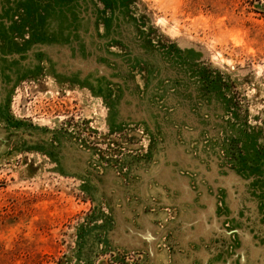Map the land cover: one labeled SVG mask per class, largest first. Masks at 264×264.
<instances>
[{
	"label": "rangeland",
	"instance_id": "1",
	"mask_svg": "<svg viewBox=\"0 0 264 264\" xmlns=\"http://www.w3.org/2000/svg\"><path fill=\"white\" fill-rule=\"evenodd\" d=\"M37 44L38 71L0 106V264H171L174 225L202 247L217 210L264 242V0H0V64ZM49 46L101 73L59 72ZM184 206L207 218L189 227Z\"/></svg>",
	"mask_w": 264,
	"mask_h": 264
},
{
	"label": "crops",
	"instance_id": "2",
	"mask_svg": "<svg viewBox=\"0 0 264 264\" xmlns=\"http://www.w3.org/2000/svg\"><path fill=\"white\" fill-rule=\"evenodd\" d=\"M5 32H8L7 34H9V29H6ZM60 49L65 52V55L58 53V49L52 46H49L48 51H46L45 53L46 55H44L46 57L44 60H46V63L48 64H49V59L47 57L51 56L53 58L54 64L56 65L57 69H59L58 70L59 72H63L64 71L63 67H64L67 69L66 70L67 73H71V72L74 73L78 71L79 75L82 76V78H85L84 77L85 72L86 71L89 72V70H95L98 74L101 73L102 68L100 67H97V69H95L96 67L89 66L90 69H85L88 66L87 63H85V58L82 61L79 58L80 57L79 55L76 57L69 56L68 46H64ZM40 51H42L41 44H37L36 46H34L31 52H28V53L25 50L24 51L23 50L11 51L10 52L11 55H9L10 58L16 56L18 52H23L24 54V55L22 54L21 58H19V61L16 63V66L14 65V61H12V59L10 58L7 60H2V63L0 64V106L1 108H3L5 99L8 98L10 91L13 89L14 85L19 81V79H21L22 77H24L27 73H30L31 71H38L37 67H39L38 65L41 64V60L36 54L39 53V56H42ZM76 61H79V62H76ZM175 163L177 164L178 162H175ZM108 180L115 181L113 180V178L111 179V177H109V178H106V184H108ZM190 183H191V187L197 190V187L193 186V182L191 181V178H190ZM165 185L163 186L164 188H165ZM166 186H167V188H165V190L167 191L166 193L170 195L171 194L170 188L168 185ZM196 193H197V196H196L197 200L200 201V195H199L200 192L197 191ZM209 193L211 194L212 192H209ZM156 194H160L161 195L160 200L163 201L161 192H158ZM139 195L141 196L140 193ZM224 200H225V194H224ZM216 203H217V198H216ZM239 211H240V208L234 211H231L228 208V213H227V215L229 216L228 220H230L231 222L237 221L236 219L240 217L238 216ZM127 212L129 211L121 212L118 215L121 216L122 214H125L124 215L125 219L127 221H131V219L130 220L128 219V217L131 216V213L129 212L130 215H128ZM217 213L221 217L220 228H217L214 231L213 235L211 236L209 240L202 243L203 244L202 247H199L194 241H191V240L185 241L184 238L182 237V232L184 231L183 226L179 223L174 225L176 229L179 230L180 232L179 237L181 239V242L184 248L182 249L178 248V250L172 255H170L166 251L168 254L167 256L168 262H170L171 264L172 263L174 264H221L222 262H225V264H264V242H262V239H261L262 234L258 230L256 231L255 229L249 230L248 228L231 227L235 230L237 234L235 237V240L230 239L229 241L225 242L224 245L223 244L216 245L213 242V238H215V236L217 235L224 234L227 237H229L230 236L229 232L231 229L230 227L226 228L225 225H223L224 220H222V215L219 214L218 210H217ZM142 214L143 213H141V215ZM146 214H149V213H146ZM141 215L138 216L137 221L138 223L141 224V227H142V223L139 222V218L141 217ZM206 218H207V214L205 212L203 213L202 217H198L197 219H192L187 225H189L190 227L191 224L196 222V220H199V224H200L201 221ZM156 219H159V218L155 217L154 219L155 223L157 224ZM117 223L118 225H117V229L115 230L114 237H115V234L117 233L118 227L122 225V223H119L118 220H117ZM135 226L140 227L137 225ZM124 230H126V228ZM116 240H119V239H116ZM120 241L126 243L129 246L130 245L131 246H146L147 248L146 241H143L142 245L130 244V243H127V241H124L123 239H121ZM207 243H209L210 246H208L209 244ZM202 249L208 251L209 255H208V258H206V260H203L199 254V252ZM150 260H151V264H156L151 259V255H150Z\"/></svg>",
	"mask_w": 264,
	"mask_h": 264
},
{
	"label": "bare ground",
	"instance_id": "3",
	"mask_svg": "<svg viewBox=\"0 0 264 264\" xmlns=\"http://www.w3.org/2000/svg\"><path fill=\"white\" fill-rule=\"evenodd\" d=\"M168 171V170H167ZM165 171L163 168H162V164L159 165V166H154L150 172H145L144 173V176L146 179H149V178H157L159 179L160 181L163 180L164 177H168L167 174L168 172ZM171 174V172H169ZM171 186H172V189L174 188H177L179 189V192L182 196V198L184 200H188L189 197H191L192 195V192H191V189H190V186L188 184L187 181H182V182H179L178 180H175L173 179L172 182H171ZM182 204V203H181ZM183 205V204H182ZM181 207V206H180ZM181 214H180V218L184 221V224H188L192 219H196L198 218L189 208H186L184 206V208H181ZM153 216L152 215H148L146 221L148 222L146 224V231H145V235H147L149 237V239L151 240V246L154 248L155 246V242L157 240H159L164 232V230L160 229L159 231L155 228L156 225L153 224V220H152ZM152 220V222H151ZM155 225V226H154ZM140 237V236H138ZM163 253V252H161Z\"/></svg>",
	"mask_w": 264,
	"mask_h": 264
}]
</instances>
